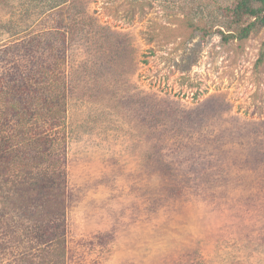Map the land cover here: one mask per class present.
Listing matches in <instances>:
<instances>
[{"label":"rangeland","instance_id":"obj_1","mask_svg":"<svg viewBox=\"0 0 264 264\" xmlns=\"http://www.w3.org/2000/svg\"><path fill=\"white\" fill-rule=\"evenodd\" d=\"M239 1L0 0V135L50 134L62 193L47 214L21 160L0 174V264H264V26L224 39Z\"/></svg>","mask_w":264,"mask_h":264},{"label":"trees","instance_id":"obj_2","mask_svg":"<svg viewBox=\"0 0 264 264\" xmlns=\"http://www.w3.org/2000/svg\"><path fill=\"white\" fill-rule=\"evenodd\" d=\"M235 8L236 16L237 14L239 15L242 10L248 15L249 22L244 21L243 24L236 23L237 26H239L237 29L238 33H223L224 39H228L234 35L238 38H245L249 35L251 30L257 26H264V0H240L239 3L236 4ZM18 89L13 93V95L17 93ZM23 92V89L20 90L21 96L19 99L22 102L25 100ZM14 98L15 96L13 99ZM10 99L11 98L9 97H4V101H10ZM23 108L27 111L26 114L22 111H17L15 108L13 109L16 111V115L27 116V114L30 113V110L24 106ZM15 136L19 137L17 142L15 141ZM56 142L57 141L47 132H39L34 128H30L27 131L20 130L16 132V134L0 135V174L5 175L8 165L10 163L17 162L16 159L21 160L20 162L25 168V171H29V176H32L34 169L39 167V172H36V175L33 178L26 176V179L24 178L18 181L20 183L17 192L23 191L30 203L37 204L40 202L41 204H44L46 202L44 198L47 197V206L51 205L47 214L51 215L57 214L58 209L55 200H58V197L62 193L60 192V186H58L56 180L51 175L45 173L46 169H43L42 165L45 156L50 159L55 157L54 155L58 150V143L56 145ZM23 155L25 156L23 157ZM48 234H51V236H60L57 232H49Z\"/></svg>","mask_w":264,"mask_h":264}]
</instances>
